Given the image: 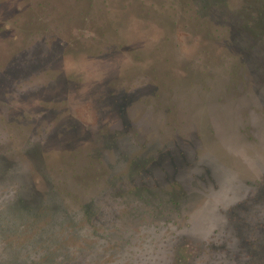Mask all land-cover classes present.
Instances as JSON below:
<instances>
[{
  "label": "flooded vegetation",
  "instance_id": "1",
  "mask_svg": "<svg viewBox=\"0 0 264 264\" xmlns=\"http://www.w3.org/2000/svg\"><path fill=\"white\" fill-rule=\"evenodd\" d=\"M45 1L53 7L44 0H0L5 16L16 19L0 25L1 156L18 159L26 129L35 125L47 155L45 170L31 165L35 183H132L136 196L160 191L167 199L191 185L192 204L178 196L185 204L184 219L211 228L218 219L231 220L228 211L218 212L210 203L228 210L232 195L244 191L240 183L248 182L238 172L251 171L260 180L263 175L264 73L256 89L251 74L264 72V9L259 21L246 25L258 39L247 43V53L238 58L221 38L218 46L213 38L201 37L197 21L175 27L151 21L161 35L147 47L145 41L120 35L131 27L129 21L111 26L77 2ZM178 28L190 35L178 37ZM254 49L257 62H245ZM64 122L72 125L60 149L51 128ZM207 139L219 147H209ZM112 141L126 147L124 158L118 156L123 168L117 154L112 165L106 163L104 146ZM216 149L227 161L218 177L206 169L204 157ZM67 197L80 204L78 195ZM148 198L134 199L130 209H143L153 197ZM152 237L136 238L145 242L141 246L132 244V233L127 236L128 263L161 264L167 254L149 246Z\"/></svg>",
  "mask_w": 264,
  "mask_h": 264
},
{
  "label": "rangeland",
  "instance_id": "2",
  "mask_svg": "<svg viewBox=\"0 0 264 264\" xmlns=\"http://www.w3.org/2000/svg\"><path fill=\"white\" fill-rule=\"evenodd\" d=\"M44 2L48 8L53 7L52 2ZM71 2L82 5L83 10L91 8L93 13L99 12L101 21H110L111 26L120 21H129L131 27L126 26L128 28L125 31L123 29L120 35L145 41L147 47H150L153 37L161 35V29L155 28L159 25L151 21H162L168 27L200 22L201 37L213 38L218 46L217 40L221 38L227 51L231 49L238 58L245 54L247 43L258 39L259 34L247 31L246 25L251 26L253 21H259L260 11L264 9V0ZM44 11L48 10L44 8ZM6 13L0 9V25L16 21L14 14L5 16ZM31 19H35V16H31ZM148 28L155 30L151 32ZM204 28L206 33H203ZM181 29H175V35H190ZM169 35L173 34L169 32ZM252 53L247 54L250 56L248 60H243L257 62V50L254 49ZM262 73L256 71L251 74L253 88H257L258 77ZM260 101L264 109V98L260 97ZM60 125L52 127L51 132L56 135L54 143L64 149L67 144L65 134L69 133L68 127L72 123ZM26 130L28 139L23 141V148L17 150L18 159H7L0 154V264H135L132 261L128 263L132 255L127 251L126 242L131 233L132 244L141 246L145 242L139 243L136 238L143 241L145 233L156 236L148 244L150 247L160 246L157 247L161 248L159 250L166 251L167 257L161 264H264V167L263 175H259L262 180L257 179L251 171L238 172L248 182L240 183L244 191L236 196L238 199L232 195L233 202L228 204V210L225 206L210 203L219 207L218 212L228 211L231 220L222 216L213 228L198 227L194 219L183 218L181 210L184 203L179 202L178 198L186 196V202L192 204L191 185L178 194L164 190L166 196L171 194L172 198L167 199L160 191L136 196L130 188L132 183H35L37 178L32 176V170L33 167L45 170L46 145L42 143L44 138H39L35 125ZM207 140L209 147H219V143ZM104 147L109 150V154L104 156L109 165L113 164V154H117L114 155L115 159L119 155L122 159L125 156L123 150L126 147L117 141ZM221 151L216 149L213 155L204 156L206 169H212L211 175L217 177L219 168L225 167L227 162L221 156ZM117 162L120 167L123 166L120 158ZM62 191L65 194H61ZM69 194L78 195L81 207L71 202L67 197ZM150 195L153 197L151 203L143 205L142 211L139 208L135 212L130 209V202L134 199L142 197L148 201ZM143 216L147 219H140ZM210 233L213 234L210 235L209 243H204ZM163 242L165 247L161 246ZM208 250H212L210 255ZM159 256H163L162 252Z\"/></svg>",
  "mask_w": 264,
  "mask_h": 264
}]
</instances>
